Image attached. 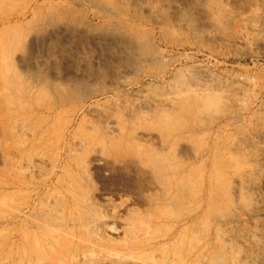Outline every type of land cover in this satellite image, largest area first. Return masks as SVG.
<instances>
[{"label": "rangeland", "instance_id": "obj_1", "mask_svg": "<svg viewBox=\"0 0 264 264\" xmlns=\"http://www.w3.org/2000/svg\"><path fill=\"white\" fill-rule=\"evenodd\" d=\"M0 264H264V0H0Z\"/></svg>", "mask_w": 264, "mask_h": 264}, {"label": "bare ground", "instance_id": "obj_2", "mask_svg": "<svg viewBox=\"0 0 264 264\" xmlns=\"http://www.w3.org/2000/svg\"><path fill=\"white\" fill-rule=\"evenodd\" d=\"M43 36V35H42ZM36 41H38L37 39L34 41V40H31L30 42H31V45H32V43H36ZM40 42V41H39ZM52 42V41H51ZM47 43V42H46ZM33 47V46H32ZM32 49V48H31ZM33 50V49H32ZM141 50V49H140ZM81 92V91H80ZM83 95V94H82ZM59 164H60V162H59ZM55 167V166H54ZM58 167V166H57ZM56 169V168H55ZM31 189V188H30ZM40 191V190H39ZM39 193V192H38ZM34 198V197H33ZM219 259V258H218ZM217 260V259H216Z\"/></svg>", "mask_w": 264, "mask_h": 264}]
</instances>
